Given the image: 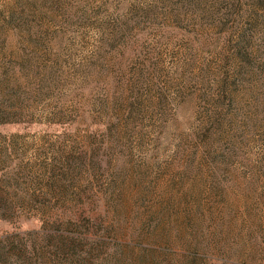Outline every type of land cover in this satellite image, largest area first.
I'll return each mask as SVG.
<instances>
[{"label": "rangeland", "instance_id": "obj_1", "mask_svg": "<svg viewBox=\"0 0 264 264\" xmlns=\"http://www.w3.org/2000/svg\"><path fill=\"white\" fill-rule=\"evenodd\" d=\"M0 264H264V0H0Z\"/></svg>", "mask_w": 264, "mask_h": 264}]
</instances>
